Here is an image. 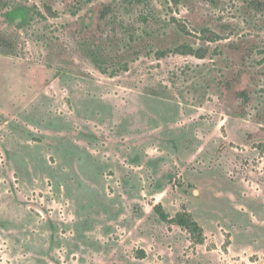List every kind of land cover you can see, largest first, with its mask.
I'll return each instance as SVG.
<instances>
[{
    "label": "rangeland",
    "instance_id": "1",
    "mask_svg": "<svg viewBox=\"0 0 264 264\" xmlns=\"http://www.w3.org/2000/svg\"><path fill=\"white\" fill-rule=\"evenodd\" d=\"M125 1L0 0V264H264V6Z\"/></svg>",
    "mask_w": 264,
    "mask_h": 264
},
{
    "label": "trees",
    "instance_id": "2",
    "mask_svg": "<svg viewBox=\"0 0 264 264\" xmlns=\"http://www.w3.org/2000/svg\"><path fill=\"white\" fill-rule=\"evenodd\" d=\"M139 1L140 0H126L125 2L132 4L134 2H139ZM246 2L255 9H262L264 6V2L261 0H246ZM109 12H110L109 7H106L102 11L101 15L105 16L109 14ZM143 18L145 19V17ZM9 46H11L9 39H7L4 35L3 36L0 35V52L11 53L10 51H5L3 49V47H9ZM153 209H154V212L158 215L159 219L162 221L170 220V221L177 223L178 225L187 227L192 231L198 230V226H199L198 223L194 219H192V217H189L188 215L178 213L174 217L170 218L169 214L163 209L161 204H156Z\"/></svg>",
    "mask_w": 264,
    "mask_h": 264
}]
</instances>
